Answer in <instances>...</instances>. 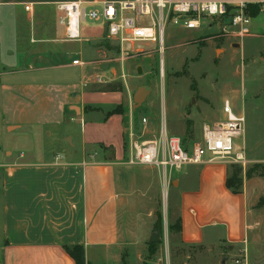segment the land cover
<instances>
[{"label": "crops", "instance_id": "crops-1", "mask_svg": "<svg viewBox=\"0 0 264 264\" xmlns=\"http://www.w3.org/2000/svg\"><path fill=\"white\" fill-rule=\"evenodd\" d=\"M59 1L65 0H0V140L4 129L9 138L0 153V264H76L64 246L77 244L85 247L88 264L92 248L109 253L117 264H129L130 249L140 247L143 261L150 253L145 241H150L147 222L158 194L154 186L161 178L153 167L139 166L146 168L134 172L135 166L124 163L126 134L136 125L133 115L103 117L107 130L120 124L119 129L94 140L83 134L78 144L67 130V122L79 118L85 132L87 114L118 106L123 89L94 88V71L106 66L93 63L95 53L82 40L63 38L60 52H39L24 44V22L33 15L25 5L33 4L34 13L37 5ZM56 28L64 36L57 13ZM102 34H106L104 26L88 24L82 39L98 43ZM47 46L51 47L49 42ZM96 53L102 55L100 49ZM77 58L86 63L74 64ZM101 99L107 100L105 105ZM43 134L50 139L47 148L40 139ZM99 143L113 147V159L110 151L95 150ZM20 146L23 151L14 155ZM228 168L223 162L206 163L175 175L177 198L170 207L177 208L181 219L180 242L212 252L214 247L220 249L219 254L212 253L219 264L237 255L246 256L242 264H264V221L256 218L260 210L250 204L253 193L247 183L240 193L227 187ZM151 170L157 171L158 179L147 183ZM137 173L144 177V187L138 186ZM143 203L149 207L146 214ZM145 218L147 226L141 225ZM161 252L157 248L148 262L157 256L160 260Z\"/></svg>", "mask_w": 264, "mask_h": 264}, {"label": "rangeland", "instance_id": "rangeland-1", "mask_svg": "<svg viewBox=\"0 0 264 264\" xmlns=\"http://www.w3.org/2000/svg\"><path fill=\"white\" fill-rule=\"evenodd\" d=\"M90 9L91 7H88V10ZM28 12L33 15H30L28 23L24 22V31H27L24 44L36 48L39 52L46 50L60 52L65 43L61 41L63 35L58 33L56 28V4L37 5L34 8V13ZM87 24L90 26L92 22L88 20ZM5 26H7L6 22ZM29 29L32 30V33L30 31L28 33ZM250 29L251 35L240 40L218 34L221 28L215 22L212 27L199 29H186L180 25L169 23L165 29L163 52L160 51V45L155 43H124L122 46L120 41L107 36V34H102L98 43H91L90 40H85L86 32L92 31V29H88L84 32L85 39L83 38L81 43L86 44L88 49L95 53L91 58L93 63L99 62L106 66L94 71L92 79L97 82L94 88L96 90L122 88L124 97L122 103L118 106L114 104L110 110H104L102 113L89 112L85 119L87 122L85 132L82 129V126L85 125L84 120L79 118L75 121L69 120L67 130L74 136L77 144L79 140H82L83 134L92 140L104 138L111 135L110 130L117 131L120 124L110 125V130H107L108 127L103 126V117L123 111L124 116L127 114L128 118L133 115L134 122H136V125L134 124L135 131L138 136L150 139L153 135H158L165 121L168 132L182 137L191 147L195 141L203 142L202 129L205 122L224 117V100L229 98L235 110L245 117L244 132L235 140V147L236 150H245L250 161L245 166L237 164L232 167L231 164H228L229 175L232 174V171H240V177L243 180L242 188L244 189V185L247 183L250 192L253 193L250 204L260 210V214L256 218L261 219L263 223L264 5H261L260 14L252 18ZM47 42L51 47H45ZM234 44H239V46H234ZM98 49L102 52L101 56L96 53ZM113 67H116L114 73L111 71ZM139 68H141V72H139ZM140 86L150 87L151 92L144 104L133 110V94ZM106 101L102 100L101 105H105ZM143 118H146L148 122L144 124ZM40 139L44 148L49 147L48 140L50 139L46 135ZM8 141L7 131L4 129L0 140V153ZM32 142L34 143L35 140L32 139ZM25 144L28 145L30 142ZM102 146L106 145L99 143L93 147L101 152L99 147ZM21 151H23L21 146L16 147L14 155H19ZM105 153L108 154L106 151ZM196 167L197 165H186L180 172L175 170L168 189H165L168 190L167 194L164 192L161 179L155 184L154 190L158 194L154 195L156 202L155 205H152L154 209L151 213L153 212V215L149 217V220L147 218L142 220L141 225H145L146 220L149 221L147 224L148 235L151 233L150 240L154 231L153 222L157 221L156 213L160 212L161 222L164 225L163 229L161 225L159 243L155 248L162 250L161 259L158 260L157 256L148 262V259L151 258L148 253V256L142 261L143 250L136 247L130 249L127 258L129 264H147L146 262L149 264H171L170 259L173 264H175L174 262L178 264H219L217 262L219 257L212 259V255L219 254L220 249L214 247L212 252L184 245L180 242L178 232L169 230V225L174 224L178 219L177 208L173 210L170 207V201L176 197L173 195L175 175H180L184 169ZM142 168L146 167L135 166L133 171L137 172ZM137 178L139 179V181L137 180L138 186L144 187V177L137 173ZM141 179H143L142 182ZM152 179H158L156 170L153 171V175L147 176V183ZM146 205V203L142 204L144 214L149 209ZM259 227L257 226V229ZM261 229V234L264 236V226ZM1 231L0 222V239ZM145 244V248H149V241H145ZM244 258L245 256L241 255L231 256L227 264H235L236 259ZM89 262L91 264H117L115 258L99 248L89 250Z\"/></svg>", "mask_w": 264, "mask_h": 264}, {"label": "built area", "instance_id": "built-area-1", "mask_svg": "<svg viewBox=\"0 0 264 264\" xmlns=\"http://www.w3.org/2000/svg\"><path fill=\"white\" fill-rule=\"evenodd\" d=\"M56 4L57 25L67 41L82 40L87 21L104 26L107 36L122 43H155L163 52L165 29L169 23L186 29L221 28L218 34L244 39L251 35V5H264V0H65ZM88 7H91L88 10ZM33 11V4L25 5ZM74 64L83 65L79 58ZM163 65V63H162ZM224 117L203 124V142L186 147L184 139L170 134L165 121L156 136L144 139L135 128L128 131V157L125 164L149 166L158 170L164 190L170 185L175 170L186 165L223 162L247 165L245 150H236L235 140L244 132L245 117L238 113L229 98L224 100ZM142 122H148L143 118ZM23 156V154H21ZM168 189V188H167ZM168 191V190H167ZM246 259V256L245 258ZM244 259H236L242 264Z\"/></svg>", "mask_w": 264, "mask_h": 264}, {"label": "trees", "instance_id": "trees-1", "mask_svg": "<svg viewBox=\"0 0 264 264\" xmlns=\"http://www.w3.org/2000/svg\"><path fill=\"white\" fill-rule=\"evenodd\" d=\"M260 12H261V5L254 4V5L250 6L249 14L251 15L252 18L257 17L260 14ZM115 110H117V109H115ZM119 113H124V112L120 111ZM184 142H185V140H184ZM185 144H186V142H185ZM186 147H188L187 144H186ZM103 148H104V150H108L111 152L109 159H113L114 158L113 147L102 146V149ZM232 165H237V164H231V166ZM226 185L234 193H240L243 191V188H242L243 180L240 177V171L239 170H235L234 172L232 171V174L229 175V168H228V177H227ZM156 215H157V222L155 224L154 231L158 230L159 232H161V225H162V229H163V223L161 222L160 212L158 211L156 213ZM169 230L170 231H176V232L180 233V231L182 230L181 219L178 218L174 224H170ZM158 243L159 242L152 243L149 241V250H150L151 255L156 253L155 247ZM64 248L70 254V256L74 259L76 264H88V262L86 260L85 247L83 245H80V244L65 245Z\"/></svg>", "mask_w": 264, "mask_h": 264}, {"label": "water", "instance_id": "water-1", "mask_svg": "<svg viewBox=\"0 0 264 264\" xmlns=\"http://www.w3.org/2000/svg\"><path fill=\"white\" fill-rule=\"evenodd\" d=\"M234 46L238 47L239 44H234ZM139 72H141V68H139ZM150 92H151V88L148 86H141L138 88V90L134 94L133 110L140 108L144 104ZM158 241H159V231L155 230L153 232L152 237L150 238V242L157 243ZM222 263L224 264L225 261H222Z\"/></svg>", "mask_w": 264, "mask_h": 264}, {"label": "bare ground", "instance_id": "bare-ground-1", "mask_svg": "<svg viewBox=\"0 0 264 264\" xmlns=\"http://www.w3.org/2000/svg\"><path fill=\"white\" fill-rule=\"evenodd\" d=\"M164 192H165V194H167V191L166 190Z\"/></svg>", "mask_w": 264, "mask_h": 264}]
</instances>
